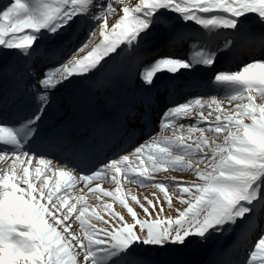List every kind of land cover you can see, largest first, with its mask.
<instances>
[{
	"label": "snow or ice",
	"instance_id": "obj_1",
	"mask_svg": "<svg viewBox=\"0 0 264 264\" xmlns=\"http://www.w3.org/2000/svg\"><path fill=\"white\" fill-rule=\"evenodd\" d=\"M182 3L140 0L131 7L123 0H8L0 7V124L15 117L20 125L19 130L0 127V161L7 165L12 159L10 166L0 167V264H228L209 259L226 255L216 241L242 234L264 202V0ZM109 17L115 20L110 29ZM253 24L261 29L259 47L248 49L234 68L222 70L227 56L214 38L224 33L227 53H232L242 40L257 38ZM24 30L30 34L17 36ZM118 30L119 39H113ZM7 33L13 38H6ZM177 41L199 42L203 51L196 63L214 78L211 86L229 90L230 101H240L230 112H221L215 98L169 106L159 95L178 70H192L191 62L166 51ZM253 88L262 101L258 105L252 94L245 95ZM134 97L142 98V111ZM153 107L162 110L161 123L169 124L197 110V124L187 129L191 142L185 136L151 137L131 155L139 157L147 150L152 173L167 166L188 171L197 180L167 175L156 180L143 167L125 165L127 155L106 160L100 154L111 128L137 121L150 126ZM221 136L222 143H217ZM33 163L38 178L41 166L45 169V184L47 172L56 167L66 188L83 183L89 192L100 191L91 182L111 176L118 185L122 173L159 191L152 199L144 198L147 206L131 197L144 219L122 198L128 220L112 204H104L111 224L93 213L104 225L97 228L83 219L85 207L54 197L43 186L39 199L33 195L37 190L28 180L27 167ZM21 173L26 193L18 188L19 180L13 182ZM173 196L179 200L175 218L162 217L165 202L174 207ZM74 213L81 231L72 227ZM18 223H26L29 230L17 232ZM259 231L243 264H264V229Z\"/></svg>",
	"mask_w": 264,
	"mask_h": 264
},
{
	"label": "bare ground",
	"instance_id": "obj_2",
	"mask_svg": "<svg viewBox=\"0 0 264 264\" xmlns=\"http://www.w3.org/2000/svg\"><path fill=\"white\" fill-rule=\"evenodd\" d=\"M2 1L3 0H0V5H1ZM25 2H27V1H25ZM34 2H41V0H34ZM139 2H140V0H123L124 4H128L131 7H135V5L137 3H139ZM184 3L190 4L189 0H183L182 4H184ZM2 6L3 5H1V7ZM182 7H184V6H182ZM121 15H122V13H121ZM116 19H119V17H116ZM108 20L110 21V23L107 24V28L110 29L111 28V24L115 23V20H113L111 17H109ZM101 22L103 23L104 21H101ZM3 23H4V21H3ZM7 26H9V24ZM199 27L202 28V26H199ZM178 31H183V29H179ZM118 33H119V30L117 31V35H114L112 38L113 39H119ZM24 34H30V32L27 33L26 30H25L23 33H20L17 36H20L22 38V35H24ZM6 37L7 38H13L12 34H10V33L9 34L7 33ZM101 40H103V37H100V38L96 39L95 43L92 46L95 47V45L99 44L101 42ZM257 40L260 41L259 37L257 38ZM257 40H256V42H258ZM196 42L197 41L191 42L189 44V46L188 45L186 46V43H184L183 41H177V43L175 45H173L171 47V49H168L166 51L168 52L169 55H171V56H173L175 58H181V56H179L177 54L179 53V51L182 48H184V46H186L187 49L190 50V52H191L190 54L196 53V51L198 50L197 46H196L197 45ZM214 42L217 43L218 45H220V43H221L222 44L221 46H223V48L226 47L223 35H220L219 37H215L214 38ZM42 43H43V41H42ZM246 43L243 42V40L241 41L239 46L240 47L242 46V48H243V45H244L245 47L243 48L244 52H241L240 54H238L239 50H240V47H238V49L235 50L232 53H227L226 52V54H228L229 57H232V55H234L233 58L235 59L233 62H229L230 58L226 59V61L229 62L228 63L229 66L228 67L233 66V64L236 63V61L238 59L243 58L245 56L244 53L247 52L248 49L253 48V46H256V45H257V47H259V43L260 42L255 44V45H252V44L246 45ZM0 50H1L0 59H2V54H3V51H4L3 46H0ZM89 50H91V49H89ZM221 51L224 52L222 49H221ZM141 70H145V69L142 68ZM197 70L198 71H202L203 68H198ZM208 81H210V82H208ZM206 82L207 83H211L212 80L207 79ZM194 86L197 87V85H194ZM190 88L192 89L194 87L190 86ZM210 89L212 90V94L215 93V91H217V92H219L221 94L224 93V91H222L218 87L209 86L208 90H210ZM197 98H199V96L198 97H190V100L197 99ZM205 98H202L201 100H205ZM213 98H215V100L218 103L221 101L219 96L214 95V96L211 97V99H213ZM257 100H259L260 103L262 102L260 98H258ZM102 101H103V95L99 98V102L102 103ZM236 104L237 103L233 104L234 107H235ZM135 105L137 107L141 108V106H138V102H136ZM175 105H177V104H174L173 106H175ZM158 126L162 127V128H158L159 131L156 134H154L152 137L163 138V137L172 136L171 135V132H172V128H171L172 126L171 125H166L165 126L163 123H159ZM0 127H5V126H0ZM141 127H148V126L141 125ZM4 135H6V133ZM178 136H183V134L178 135ZM150 138L151 137H149L148 138L149 140L147 139V141H145L142 144H145L146 142H150ZM187 142H190V141L188 140ZM160 147H165V145L163 143H161ZM133 152L125 154V155H127L129 157V159L124 162L125 165H127V166H129L131 168H134V169L135 168H139V167H143L144 169H147L149 175L153 176L156 180L163 179V177L165 175H167V176H175L178 179H181L180 177L188 179L187 173L191 175V173H189L188 171H185L183 173V175H180V173L177 170L171 169V168H167V166H165V169L163 171H160V172H157V173H152L151 169H150V164H149V161H148V156L150 155V153L146 150L139 157H134L133 155H131V153H133ZM11 164H12V159L8 160L7 165L4 163V161H0V167H8ZM19 167H20V165L18 163L17 164V168H19ZM27 167L29 169L28 180L33 184V189L37 190L36 192L33 193V195H35L37 197V199H39V196L37 194L38 190H39V188L41 186H43L44 191L45 192H49L50 191L53 194L54 197L61 196L64 199H67L69 204L75 203L77 208L85 207L87 209V213L83 217V219L86 220L88 223L95 224L97 228H102V227H104V225L101 224V223H98L96 221V219L93 216V213H95L96 215L103 216L104 219L105 220H109V222L111 224L109 213L103 207L104 204H112L113 211L121 212V215H124L125 219L128 220V219H130V216L127 214V209H123V205L120 204V199L122 198L126 202H128V204L130 206H132L134 208V210L137 212V216H138L139 219H144L146 217L144 216L142 209L140 208V206L138 204H136V202L131 200V197L133 195H135L138 200L144 202L145 205H147L146 200H144V198L147 197L149 199H152L153 198V193L154 192L158 193V191H159L158 189H155L154 187H149L147 185H140L138 183H134V182H132V180L125 178L122 173L118 174L117 178L120 181L118 185L116 183L112 182L111 176L107 177L104 180L91 182L93 189H95L96 184H99L100 185V191L89 192L87 185H84L83 183H74L71 188H66L65 187V178H61L58 175V169L56 167H53L51 171L47 172V177H46L47 183L46 184H45V169L43 168V166H41V172L40 173H42V177H40V178H38V175H37V172H36L37 165L35 163H33L31 165H28ZM65 171H67V170H65ZM54 173H55V175H54ZM9 174H11V173H9ZM72 174L75 175L74 173H72ZM22 175H23L22 173L20 175H18L16 177V180H14L13 182H16L17 180H19L20 183H18V188L24 189L25 193H26L27 190H28V186H27V184H24L22 182V179H21ZM193 177L195 178L194 175H193ZM196 178H198V177H196ZM58 182H59V187H58ZM125 183H127V184H125ZM168 191H169V195L172 196L171 195L172 194L171 189H168ZM105 192L111 193L112 195H110V196L104 195ZM159 195H160V199L162 200L163 199L162 194H159ZM78 197H83V200L81 201V200L77 199ZM24 198L28 199L26 194H25ZM172 198H173V201H174V207L172 209H175V208L179 207V200H177L174 196ZM41 202H43V201H41ZM153 202L155 203V200ZM66 206L67 205H65V207ZM163 206L168 207L166 202L164 203ZM137 207H139V208H137ZM121 209H123V211H121ZM255 216H257V215H255ZM20 219L22 220L23 218H20ZM70 220L72 221V227L77 229V231H81L79 229V221L75 220V213H74V215L72 217H70ZM15 227L17 228V232L29 230L28 225L26 223H18V224L15 225ZM232 246H233V244L230 243V244L227 245V247L225 249H231ZM224 247H225L224 245L221 246V248H224ZM228 255H229L228 252H226V255H224L221 258L228 262L230 260V255L229 256ZM242 256H244V254H241V258H242ZM233 259L236 260L238 258H237V256H233Z\"/></svg>",
	"mask_w": 264,
	"mask_h": 264
},
{
	"label": "rangeland",
	"instance_id": "obj_3",
	"mask_svg": "<svg viewBox=\"0 0 264 264\" xmlns=\"http://www.w3.org/2000/svg\"><path fill=\"white\" fill-rule=\"evenodd\" d=\"M25 1H27V0H22V2H25ZM13 2H14V0H13ZM176 2H180L179 0H176ZM8 3V0H4V2H3V4L2 5H5V4H7ZM189 3L190 4H186V3H184V4H182V6H184V7H189L192 3H193V0H189ZM225 15H228L227 13H225ZM5 25V24H4ZM8 25V24H7ZM5 26V28H8L9 26ZM259 25H257V24H253L252 26H251V28L253 29L254 28V30H259ZM256 28V29H255ZM25 31V30H24ZM253 31V30H252ZM26 32L27 33H29L30 32V30H26ZM9 34V33H8ZM10 34H12V33H10ZM18 34H20V33H18ZM17 34V35H18ZM11 36V35H10ZM8 37V36H7ZM6 37V38H7ZM232 93H226L225 95H223V96H220V98H221V101L219 102V106H220V110H221V112H230L233 108H234V103H240V101H230V99H229V97H230V95H231ZM248 94H252L253 96H254V104H256V105H258V104H260V102H259V100H257L258 98H260V95H259V92L255 89V88H253L252 90H251V93H246L245 95H248ZM261 99V98H260ZM243 103H248V101L247 100H244L243 101ZM194 111H196V115H193V116H191V117H187V118H184V119H180V118H178L177 120H174V121H172L171 123V125H173L172 127H173V130H172V132H171V135L173 136V134L175 135H181V134H183V136H185L186 137V142L189 140L190 142H191V139H187V129L189 128V127H191L192 125H194V124H197V119H198V115H199V113H198V111L197 110H194ZM204 115L206 116L207 115V108H205L204 109ZM257 115H259V113L257 112ZM213 119H214V117H213ZM245 122L246 123H250V121L247 119V118H245ZM166 124H169V122L168 123H166ZM181 125H183V129H181ZM198 126H201V127H205V126H207V125H204V124H199ZM162 128V127H161ZM176 130V131H175ZM168 134V133H167ZM192 139H194V135H193V137H192ZM189 142V143H190ZM217 143H222V136H221V138L219 139V140H217ZM175 154V153H174ZM201 167H203V165H201ZM185 172V171H184ZM184 172H179L180 173V175H183V173ZM41 174V173H40ZM40 177H42L41 175L39 176V178ZM187 177H188V179H185V178H182V177H180L181 179H184V180H197L198 178H194L193 177V175L191 174H188L187 173ZM128 183V182H127ZM127 183H125V184H127ZM166 188H168V189H171V188H169L167 185H166ZM172 195V194H171ZM130 206V205H129ZM147 206V205H146ZM137 208H139V207H137ZM164 209H165V211L163 212V213H161V216L162 217H166V216H169V215H171L173 218H175V215L177 214V212H176V209L177 208H175V209H169L168 207H165L164 206ZM171 213V214H170ZM261 229H264V225L262 226V228ZM259 235H260V231L256 234V237H255V239L251 242V244H250V248H248V250H249V252H248V255H247V257H248V259L250 258V249H253L254 248V244L256 243V242H258V238H259ZM227 238V236L226 237H221V238H219L217 241H216V244H219V243H221L223 240H225ZM215 245V244H214Z\"/></svg>",
	"mask_w": 264,
	"mask_h": 264
}]
</instances>
